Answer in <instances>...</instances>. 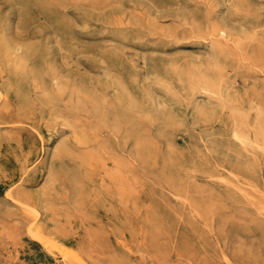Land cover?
I'll list each match as a JSON object with an SVG mask.
<instances>
[{"label": "rangeland", "instance_id": "rangeland-1", "mask_svg": "<svg viewBox=\"0 0 264 264\" xmlns=\"http://www.w3.org/2000/svg\"><path fill=\"white\" fill-rule=\"evenodd\" d=\"M0 92V264H264V0H0Z\"/></svg>", "mask_w": 264, "mask_h": 264}, {"label": "bare ground", "instance_id": "bare-ground-1", "mask_svg": "<svg viewBox=\"0 0 264 264\" xmlns=\"http://www.w3.org/2000/svg\"><path fill=\"white\" fill-rule=\"evenodd\" d=\"M200 1V0H199ZM95 2V1H94ZM203 2V1H202ZM229 2V1H228ZM203 4H205V3H203ZM199 8V7H198ZM213 13V12H212ZM215 25V24H214ZM227 28V27H226ZM224 30V29H223ZM229 30V29H228ZM226 31V30H225ZM256 31V30H255ZM221 32V31H220ZM223 32V31H222ZM21 33V32H20ZM216 33V32H215ZM249 37V36H248ZM55 38V37H54ZM216 38V37H215ZM231 40H232V38H231ZM60 42V41H59ZM238 43V42H237ZM239 44V43H238ZM66 59V58H65ZM71 59V58H70ZM75 62V61H74ZM193 63H195V62H193ZM200 63V62H199ZM205 63V62H204ZM72 64H74V63H72ZM196 65V64H195ZM256 67V66H255ZM2 68V67H1ZM193 73H194V70H193ZM55 79V78H54ZM240 81V80H239ZM221 82H222V80H221ZM221 84V83H220ZM236 84V83H235ZM221 86V85H220ZM206 89V88H205ZM208 90H210V89H208ZM206 91V90H205ZM204 91V92H205ZM209 92H211V90L209 91ZM1 93V92H0ZM213 93V92H212ZM216 93H214V95H215ZM218 96V95H217ZM221 97H222V95H221ZM109 98H111V97H109ZM104 108H105V106H104ZM262 111V110H261ZM72 128V127H71ZM235 133V132H234ZM81 134V133H80ZM40 135V134H39ZM83 135V134H82ZM237 136V135H236ZM241 137H243V136H241ZM83 140V139H82ZM85 142V141H84ZM82 164V163H81ZM28 229V228H27ZM29 233H30V230H29ZM35 233V232H34ZM37 237V236H36ZM48 238V237H47ZM54 245V244H53ZM58 248V247H57Z\"/></svg>", "mask_w": 264, "mask_h": 264}]
</instances>
